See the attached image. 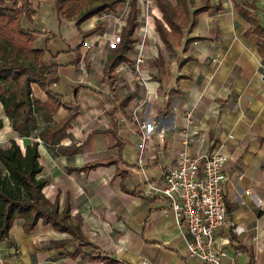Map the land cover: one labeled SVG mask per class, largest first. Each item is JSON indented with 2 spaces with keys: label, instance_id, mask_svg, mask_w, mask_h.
Listing matches in <instances>:
<instances>
[{
  "label": "crops",
  "instance_id": "0c3cea01",
  "mask_svg": "<svg viewBox=\"0 0 264 264\" xmlns=\"http://www.w3.org/2000/svg\"><path fill=\"white\" fill-rule=\"evenodd\" d=\"M15 1L5 0V7L12 8ZM29 2L35 15L32 21L22 17L20 25L35 33L34 45L55 68L48 83L58 82L48 91L79 109L60 145L80 146V151L54 155L38 138L46 125L69 115L62 106L51 116L40 112L38 129L28 138L11 129L0 107V144L13 139L24 150L38 143V178L47 181L43 194L50 202L57 199L61 208L68 200L70 215L80 219L89 245L70 242L69 234L41 221L25 234L22 221L15 220L9 237L0 242L4 264H105L90 260V254L116 264H204L188 257L184 228L168 204L140 194L145 183L159 184L183 151L191 157L211 151L229 156L223 191L229 219L241 232L233 235L227 227L217 233V245L227 251L221 264H264V48L258 50V36H244L249 24L235 8L253 5L248 11L264 29V0H210L222 10L201 13L193 31L184 30L166 78L152 62L140 67L145 89L133 84L129 70L115 71L125 82L116 79L110 86L103 80L104 62L97 68L86 56L93 36L83 39L73 21H59L54 0ZM96 17L83 22L80 30L93 29ZM190 38L199 40L183 51ZM188 57L192 60L185 62ZM32 93L47 101L36 85ZM114 96H130V101L121 108L112 104ZM142 101L146 103L138 117L146 124L145 139L132 118ZM62 241H67L64 246H53ZM77 250L86 256L71 257Z\"/></svg>",
  "mask_w": 264,
  "mask_h": 264
},
{
  "label": "trees",
  "instance_id": "16d2710c",
  "mask_svg": "<svg viewBox=\"0 0 264 264\" xmlns=\"http://www.w3.org/2000/svg\"><path fill=\"white\" fill-rule=\"evenodd\" d=\"M173 6L168 0H155L159 17L154 18V31L158 35L168 53H173L184 38V30L192 32L197 25L198 16L208 10L219 12L221 5L214 6L210 0L195 3L194 0H174ZM125 0H54V10L59 21H74L77 32L83 39L96 35L100 24L89 31L82 32L80 25L103 12H113L115 7ZM5 0H0V107L10 122L11 129L20 137L28 138L38 129L40 112L53 115L59 107L69 111V115L56 125H46L38 138L44 142L54 155L73 156L80 151V146L60 145L67 135L70 124L78 115V106L64 104L62 98L48 91L54 82L48 83V77L55 73L54 66H48L45 61V51L34 49L35 33L23 30L20 25L22 17L32 21L35 11L29 0H16L12 8H4ZM78 8V10H77ZM237 13L248 24L245 37L258 36L256 46L260 52L264 48V29L248 8L253 5H235ZM193 9V11H190ZM77 10V11H76ZM138 24V8L133 1L128 7L125 24L119 33L118 42L107 53L102 75L103 80L113 86L117 79L115 73L119 65L133 63L131 52L137 42L134 32ZM199 40L190 38L184 43L186 51L191 43ZM192 60L188 57L186 61ZM154 67L163 65V56L158 54L154 59ZM36 85L46 93L47 101L41 102L33 97L31 86ZM112 104L117 102L124 107L130 101V96L113 97ZM2 121L0 120V130ZM38 143L25 145L24 150L13 139L5 147H0V242L9 237V231L15 220L22 221V230L30 234L39 221L49 225L60 233L69 234L70 242H81L89 245L80 230V219H72L70 206L66 200L62 206L58 200L50 202L43 194L47 184L45 179L38 178L41 173L39 165ZM67 241L53 243L62 247ZM85 257L86 254L77 250L71 257ZM92 261L102 260L105 264H116L108 258L94 254L89 255Z\"/></svg>",
  "mask_w": 264,
  "mask_h": 264
},
{
  "label": "built area",
  "instance_id": "2783aa9c",
  "mask_svg": "<svg viewBox=\"0 0 264 264\" xmlns=\"http://www.w3.org/2000/svg\"><path fill=\"white\" fill-rule=\"evenodd\" d=\"M136 50L133 63L119 65L115 71L129 70L130 77L143 86L146 80L140 78V67L145 55L142 48ZM143 102H140L141 106ZM138 111L139 108L133 111L132 118L145 139L146 124L140 121ZM190 119L191 114L186 112V120ZM227 137L233 138L232 135ZM228 161L229 156L223 152L211 151L191 157L183 151L178 154L175 164L167 168L159 184L147 182L140 193L145 199L158 197L168 204L179 227L184 228L188 257L204 264H221L227 256V251L216 243L220 230L230 227L233 235L241 232L233 226L227 213L223 185L227 179ZM0 264H4L1 250Z\"/></svg>",
  "mask_w": 264,
  "mask_h": 264
},
{
  "label": "rangeland",
  "instance_id": "374dc122",
  "mask_svg": "<svg viewBox=\"0 0 264 264\" xmlns=\"http://www.w3.org/2000/svg\"><path fill=\"white\" fill-rule=\"evenodd\" d=\"M133 1L136 2L138 8L139 26L134 32V37L136 38L137 42L134 45L133 51L131 52V56L134 57L135 54L138 52L136 49L142 48L145 55L144 63L147 64L148 62V64H150L151 62L153 63V60L156 59V57L158 56V55L155 56V53L156 52L160 53L161 51V53L163 54L162 55L163 65L160 66L159 68H154V69L160 70V74H162V76L166 78L167 69L171 66L173 62L176 61L175 60V58L177 59L176 52L179 51L178 49L180 46H176L173 53H168L165 50L163 44L159 42L158 35L154 31V26H153V19L159 17L160 15L158 10L155 8V0H125L124 3L117 5L113 12H104L100 14L99 17L94 18L93 25L100 24L101 30L96 35H94L93 38H91V41L93 42L92 44L86 47V52H85L86 56L90 55L89 60L93 59L92 62H94L97 68H99V66H101L103 62H105L104 58L107 56V53L118 42L119 33L121 31V28L125 24V19L128 13V7L130 3ZM170 1L175 6L174 0H170ZM4 8L8 9L7 7ZM33 48L34 49L38 48L37 43L33 45ZM94 55H96V57H94ZM45 63L47 64L46 61ZM89 67L91 66L89 65ZM157 75H158L157 78L159 79V72L157 73ZM140 78L146 80V77L143 74H141ZM119 79L122 80V83L125 82L124 78L122 77L117 78V81ZM133 84L137 86H141L144 89L146 86V85L143 86L140 85L136 80L133 81ZM143 103L145 104L146 101ZM144 104H142V106L140 103L137 105L139 108L138 114L142 112V107L144 106ZM142 122L144 121L142 120ZM0 145L4 146L6 145V143Z\"/></svg>",
  "mask_w": 264,
  "mask_h": 264
}]
</instances>
